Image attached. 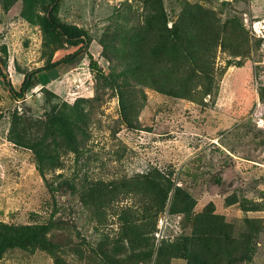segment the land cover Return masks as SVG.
<instances>
[{
	"label": "rangeland",
	"instance_id": "rangeland-1",
	"mask_svg": "<svg viewBox=\"0 0 264 264\" xmlns=\"http://www.w3.org/2000/svg\"><path fill=\"white\" fill-rule=\"evenodd\" d=\"M154 3L161 6L150 9ZM50 4L0 0V224L55 223L46 233L50 250L9 248L0 264H104L100 250L116 255V264H131L128 242L117 234L116 211L145 201L120 194L104 210L105 219L97 212L100 204H81L76 190L85 182L128 179L151 167L195 203L188 216L159 217L157 244L182 237L187 253L219 255L220 264H228L247 254L240 241L253 224L258 233L250 240L251 260L231 264H264V0H61L55 17L86 36L83 51L69 66L38 73L24 100H13L8 85L19 91L27 72L76 50L44 25ZM203 12L211 13L216 25L208 38L214 55L209 76L196 71L198 65L205 69L197 60L206 46L201 44L193 47L192 54L198 50L193 69L190 63L182 69L180 55L178 66L167 60L174 79H187L183 95L163 92L149 78L135 81L145 77L132 68L117 77L133 58L121 45L124 35L152 16V34L190 24L191 18L195 29ZM208 78L211 89L204 93ZM77 99L85 100L81 108L87 114L76 137L78 158L56 150L62 165L40 174L33 152L9 139L12 120L17 116L35 125L53 105L62 108ZM208 205L225 222V238L202 223L211 218ZM186 262L179 257L168 264Z\"/></svg>",
	"mask_w": 264,
	"mask_h": 264
},
{
	"label": "trees",
	"instance_id": "trees-1",
	"mask_svg": "<svg viewBox=\"0 0 264 264\" xmlns=\"http://www.w3.org/2000/svg\"><path fill=\"white\" fill-rule=\"evenodd\" d=\"M61 0H51L50 7L47 8L48 15L44 18V25L55 36H61L66 39L70 45L69 48H76L73 53L67 54L55 62H47L44 66L30 70L24 75L20 84L19 91H16L12 86L8 85V93L11 98L16 101H22L29 88L33 87V77L38 73L51 71L60 66H69L75 59H77L86 44V36L73 27H69L61 23L55 17ZM160 3L150 5V9H156ZM198 12V11H197ZM199 14V12H198ZM151 14L148 13L147 17ZM202 15V16H201ZM198 18L200 23L199 27H195L196 20L191 18L190 24L183 23L184 26L174 25L171 28H162L158 32L152 34L153 18L146 20L142 25H139L133 34L122 37L123 49L127 46V51L132 54L131 66L125 67L120 77L126 70L132 68L135 73H141L144 79H137L135 81L148 80L149 78L157 89L162 87L163 92L173 95H183L187 79L185 82L181 79H174L173 68H169L167 60L172 61L171 67L178 66V55L182 56L180 65L182 69L189 64L193 69L194 55L198 50L192 54L193 47L200 48L201 44H206L203 52L198 54L197 60L200 59L205 65L204 70H200L198 65L196 68L198 73L209 76L211 74L212 65L214 63L213 47L208 38L216 29V25L211 23V13L203 12ZM197 17V15H196ZM194 17V18H196ZM165 29V31H163ZM120 45V47H121ZM191 51L189 52V50ZM201 63V62H197ZM93 70V67H91ZM177 72H182L178 69ZM197 77L195 76V79ZM204 89V93L210 91L209 84ZM108 85H110L108 83ZM47 90V89H46ZM48 92V90H47ZM52 93V92H51ZM53 95V93H52ZM85 100L77 99L72 105L63 103L62 108L53 105L47 113L44 120L36 123L35 125L22 119L15 117L12 120L13 128L10 132V140L14 145L29 149L35 155L38 161L37 169L40 174H44L45 169H54L60 167L62 164L57 162L58 154L56 150L72 151L78 158V139L77 135L82 134L83 130L80 129L81 121L87 114L82 113V102ZM122 112L126 109L123 100L120 102ZM30 122V121H29ZM40 125V126H39ZM20 127V133L16 135L15 128ZM40 127V128H39ZM50 141L53 143L54 149L50 146ZM44 164V166H43ZM64 186L73 189L72 183L68 181L62 182ZM82 188V190H81ZM81 191L79 199L81 204L87 205L89 203H99L97 212L103 213L105 218V211L107 206L116 202L118 195L133 194L137 199L145 201L140 206L133 205L135 209L129 206H120L116 211L118 212L119 219V238L128 242V254L133 262L131 264H168L170 259L181 257L185 259L186 264H220L222 258L219 255L212 256H199L198 254L187 253V249L182 247L181 241L186 239L182 237L177 238L171 243L157 244V222L161 215H180L188 216L191 209L194 207V199L184 191L180 186L176 185L166 174L162 173L157 168L151 167L141 174H136L132 178L103 182L101 180H94L92 182H85L80 185L76 191ZM120 190V191H119ZM91 199L90 202L88 201ZM228 205H231L228 202ZM205 212L211 214V218H204L203 224L207 227L212 226L213 231L217 229V238H225V222L220 216L214 215L212 206L205 207ZM106 219V218H105ZM51 224V225H50ZM55 227L54 221L47 224L37 225H12L0 224V258L2 253L9 248L13 247H39L43 250H50V243L46 238V233ZM210 228H206L209 231ZM226 232V231H225ZM197 234V230H193ZM258 233V229L249 224L248 232L242 236L240 244H245L244 251L247 254L241 253L238 258L230 260L228 264L235 261L246 262L251 260L253 249L250 248V240L254 234ZM230 240V238H228ZM164 242V241H162ZM187 246V244L185 243ZM145 246V247H143ZM146 249V250H145ZM185 250L183 256L182 251ZM98 256L104 257V264H116L120 259H116L109 254L99 251ZM187 255V256H186Z\"/></svg>",
	"mask_w": 264,
	"mask_h": 264
}]
</instances>
